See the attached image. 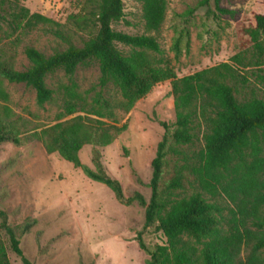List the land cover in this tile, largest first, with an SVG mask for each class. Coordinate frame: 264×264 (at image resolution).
Instances as JSON below:
<instances>
[{
  "label": "rangeland",
  "instance_id": "rangeland-1",
  "mask_svg": "<svg viewBox=\"0 0 264 264\" xmlns=\"http://www.w3.org/2000/svg\"><path fill=\"white\" fill-rule=\"evenodd\" d=\"M87 0H7L0 12L3 33L0 35V60L9 61L16 70L30 67L26 49L33 47L45 55L65 50L70 43L82 46L89 36L68 19L82 11ZM124 18L112 25L118 32L153 36L160 45L156 59L169 64L178 77L219 65L240 52H252L253 44L247 33L256 25L255 14L264 13V0H220L201 6L203 0H166L167 13L159 31L148 32L143 19L141 0H123ZM41 14L56 24H39L34 28L10 26L11 12L19 7ZM61 33V36L56 31ZM7 31V32H5ZM118 47L128 52L121 44ZM249 82L237 84L238 98L264 100V64L249 68ZM99 64L80 66L70 77L63 70L49 74L47 86L53 91L51 101L40 105L36 92L25 84L10 83L0 75L2 88L9 101L0 100V209L20 239L25 257L32 264H147L150 256L140 248L138 235L146 223V210L134 202L124 205L116 200L114 192L105 184L86 176L59 153H48L43 143L32 135L57 122L77 116H86L99 95L113 101L122 99L114 85H100ZM66 86L72 87L78 97L77 112L64 116ZM111 127L124 130L107 146L86 145L79 152L81 164L97 171L96 157L107 175L120 182L128 199L141 193L147 201L152 196V161L166 130L164 122L175 129L176 109L172 81L157 84L151 92L126 112L114 111L113 117L98 118ZM204 128H198L199 139L192 145H178L169 138V146L185 152L189 162L204 147ZM160 190L167 187L176 166L184 163L182 157L170 152L166 157ZM182 189L176 197L193 194L197 188L190 184L193 176L185 172ZM206 197H210L206 195ZM225 208L232 204L225 196H216ZM0 218V242L8 250L11 264H23L11 250L9 236ZM149 249L163 245L166 238L152 227L143 233Z\"/></svg>",
  "mask_w": 264,
  "mask_h": 264
},
{
  "label": "trees",
  "instance_id": "trees-1",
  "mask_svg": "<svg viewBox=\"0 0 264 264\" xmlns=\"http://www.w3.org/2000/svg\"><path fill=\"white\" fill-rule=\"evenodd\" d=\"M7 0H0L4 8ZM143 19L148 32L159 31L167 13L166 0H141ZM211 1L203 0L201 6ZM123 0H87L78 14L69 21L89 38L82 46L70 43L63 51L48 56L29 47L26 56L30 67L19 71L6 60H0V75L10 83L25 84L36 92L37 102L44 105L53 98L47 86L49 74L63 70L72 77L80 66L99 64L103 88L114 85L121 93L120 101H111L99 95L86 116H77L36 132L33 138L41 141L48 153H59L77 168H82L91 180L107 185L116 200L124 205L138 202L146 210V223L138 235L139 245L150 259L147 264H264V100L256 97L238 98L237 84L249 82V68L264 64V13L255 14L256 25L248 29L253 44L252 52H240L230 61L178 77L169 64L156 59L152 53L161 51L157 40L150 35L134 36L115 31L114 23L124 18ZM10 26L34 28L39 24H56L50 18L31 13L19 7L10 13ZM6 17L0 12V21ZM7 32V31H5ZM3 26L0 24V35ZM57 34L61 33L57 30ZM129 48L128 52L118 47ZM172 81L176 109L175 129L164 122L166 130L152 161V196L147 201L141 193L126 198L120 182L107 175L96 157L97 171L83 166L79 152L86 145L107 146L124 130L111 127L98 118L113 117L114 111H130L135 103L148 95L159 83ZM64 116L77 112L76 91L66 86ZM0 100L9 101L8 93L0 83ZM204 128V147L194 162H189L184 151L169 146V138L178 145H192L197 141L196 130ZM4 137L0 135V141ZM182 157L184 163L176 166L167 191L160 184L168 153ZM197 190L190 196L177 198L174 191L185 186L186 175ZM209 195L210 197H206ZM216 196H225L232 207L225 208ZM2 227L6 230L11 250L23 264H32L24 255L20 239L0 209ZM154 227L166 238L163 245L149 249L143 233ZM0 264H11L7 247L0 242Z\"/></svg>",
  "mask_w": 264,
  "mask_h": 264
}]
</instances>
